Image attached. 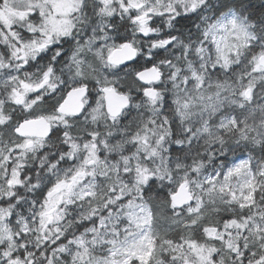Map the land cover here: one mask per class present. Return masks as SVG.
<instances>
[{"label": "clouds", "instance_id": "obj_1", "mask_svg": "<svg viewBox=\"0 0 264 264\" xmlns=\"http://www.w3.org/2000/svg\"><path fill=\"white\" fill-rule=\"evenodd\" d=\"M0 264H264V0H0Z\"/></svg>", "mask_w": 264, "mask_h": 264}]
</instances>
